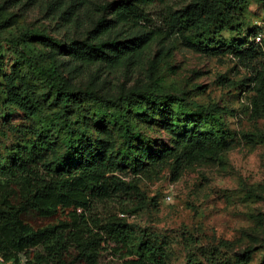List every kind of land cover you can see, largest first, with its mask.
Returning a JSON list of instances; mask_svg holds the SVG:
<instances>
[{"label": "rangeland", "instance_id": "1", "mask_svg": "<svg viewBox=\"0 0 264 264\" xmlns=\"http://www.w3.org/2000/svg\"><path fill=\"white\" fill-rule=\"evenodd\" d=\"M112 1H84L75 7L79 26L65 27L58 12L68 11L69 0L62 6L59 0H0V165L7 166L17 148L38 152L47 162L57 160L71 139L63 125L70 122L147 197L146 208L125 218L138 238L164 251L167 264H190V255L200 264L224 259L264 264V112L251 91L250 72L231 56L200 51L218 42L246 41L251 30L264 26V0L238 6L230 30L211 29L189 44L173 40L154 47L140 68L108 81L103 75L95 82V67L73 77L46 44L18 39L32 30L79 39L98 18H109L100 6ZM52 61L63 78L58 90L86 96L80 108L62 109L54 101L55 89L40 69ZM14 88L29 94L35 116L5 102ZM120 96L130 111L124 117L129 143L113 125L122 120L115 103ZM192 126L223 136L225 144L212 158L183 166L168 151H177L184 130ZM79 148L89 151L84 142ZM128 154L138 164L135 173L124 163ZM101 264L115 263L106 258Z\"/></svg>", "mask_w": 264, "mask_h": 264}, {"label": "trees", "instance_id": "2", "mask_svg": "<svg viewBox=\"0 0 264 264\" xmlns=\"http://www.w3.org/2000/svg\"><path fill=\"white\" fill-rule=\"evenodd\" d=\"M84 1L69 0L68 11L58 12L63 26L71 22L79 26L75 7ZM245 2L113 0L100 6L109 11V18H98L79 39H54L37 30L24 32L18 39L46 44L54 57L63 59L73 77L95 67V82L104 76L108 81L113 74L140 68L154 47L173 40L189 44L211 29L230 30V15ZM247 40L218 42L200 47V51L215 58L231 56L250 72L251 91L264 112V26L251 30ZM40 69L62 109L81 107L86 99L82 92L58 90L63 84L58 65L52 61ZM159 101L154 103L159 105ZM5 102L26 116L37 113L35 102L23 89L7 92ZM115 103L122 120L113 125L129 143L130 129L124 117L130 111L125 108V96ZM64 124L71 139L57 160L47 162L38 152L28 154L17 148L8 165H0V264H101L106 258L115 264H167L164 251L138 238L125 218L146 208L147 197L133 179L118 175L116 162L106 158L94 141L76 134L70 122ZM81 142L88 152L79 148ZM224 144L223 136L192 126L184 130L177 151L168 154L176 155L178 164L192 166L215 156ZM124 163L137 171L135 157L128 154ZM192 258L188 257L190 264H200ZM221 264L231 263L224 259Z\"/></svg>", "mask_w": 264, "mask_h": 264}, {"label": "built area", "instance_id": "3", "mask_svg": "<svg viewBox=\"0 0 264 264\" xmlns=\"http://www.w3.org/2000/svg\"><path fill=\"white\" fill-rule=\"evenodd\" d=\"M258 41V40H257Z\"/></svg>", "mask_w": 264, "mask_h": 264}]
</instances>
